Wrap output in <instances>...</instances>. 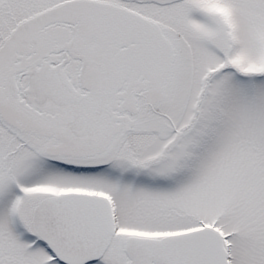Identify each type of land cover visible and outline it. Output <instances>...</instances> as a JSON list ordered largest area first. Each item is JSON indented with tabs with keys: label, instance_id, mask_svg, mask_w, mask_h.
Returning a JSON list of instances; mask_svg holds the SVG:
<instances>
[{
	"label": "snow or ice",
	"instance_id": "1",
	"mask_svg": "<svg viewBox=\"0 0 264 264\" xmlns=\"http://www.w3.org/2000/svg\"><path fill=\"white\" fill-rule=\"evenodd\" d=\"M0 264H264V0H0Z\"/></svg>",
	"mask_w": 264,
	"mask_h": 264
}]
</instances>
